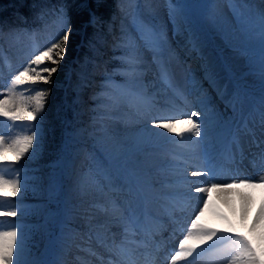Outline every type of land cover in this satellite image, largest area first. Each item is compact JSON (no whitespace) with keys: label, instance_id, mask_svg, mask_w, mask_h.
<instances>
[{"label":"rangeland","instance_id":"374dc122","mask_svg":"<svg viewBox=\"0 0 264 264\" xmlns=\"http://www.w3.org/2000/svg\"><path fill=\"white\" fill-rule=\"evenodd\" d=\"M74 1L76 2L77 0ZM87 1L89 0H82L81 5L83 4L89 8ZM116 1H119L122 5L124 4L127 7L129 5H133L135 8L133 9L134 14L130 19L124 17L122 21L121 14L125 12V9L122 8L120 11H118V15H116L114 31L117 32L119 29V32L117 34L116 44L114 45L113 43L111 46V53H115V57L120 56L122 53V50L117 47V44L123 35L130 34L134 37L138 35L134 28L133 18L139 16V18L144 22L152 23L161 31L166 33L167 40L177 34L181 26L187 27L191 37L194 35L196 36L197 34L202 42L205 41L207 37L210 38L211 36H213L219 43L224 42L225 37L229 39L231 38V41H237L239 44L236 49H243V53L239 55V59L243 64H245L243 66L246 68V70L253 72V74L255 73L254 75L260 76V73L264 74V70H262L260 66L263 65L262 63H264V58L260 57L261 50L264 54V47L261 49L262 41L259 29V17L261 12L264 11V0H245V3L249 6L247 13L251 22L249 31L245 33H240L236 30L237 21L227 0H216V10L220 17L219 22L213 18H210L207 13V9L204 7L209 2V0H171L172 4H178L180 6L182 15L180 16L179 20L170 16V7L169 9H161L162 7L160 0ZM165 2H168V6H170V0H165ZM218 6L223 10H218ZM228 9H230V11H228ZM88 10L90 13V19L95 18L94 26H99L104 20L94 14L90 9ZM24 16L31 17V14H24ZM104 24V28L108 29L109 24ZM44 25H46V23H44ZM49 25L51 26L52 23H48L47 26ZM15 27L16 26H11L8 28V34L12 33L14 30H21L14 29ZM72 28H70V30H72ZM199 30H201L203 33H200ZM82 34L83 30L81 35ZM101 34L102 36H98V39L96 40L97 43L95 44L99 45L102 40H104L106 32H102ZM3 40L5 41V44L10 46L13 45L15 38L12 36H7V38ZM14 47L15 45L10 49L9 47L8 49L4 48L3 52L0 49V73H7L6 79H10V77L14 75L13 71L10 72V66L4 68L1 65L11 62L10 54L13 53V50H16ZM46 47L48 46L41 47L40 50H43ZM225 47L227 46L225 45ZM169 48L170 46L168 45V50ZM82 51V47L75 46L73 56H69V50L66 48V55L59 65V70L55 73L59 74V72L63 71V80L56 82V78H54L55 74H53L49 84L24 86L23 95L25 97L34 96L35 90L37 89H47L48 94L46 95L45 109L41 113L43 119L38 126L42 131V139L39 142V146L35 147L34 155L30 153L28 156L23 158L20 163L16 165V167H14L18 169L17 166H19L21 169H19L22 178L21 191L16 197H12L13 200H0L2 208L7 209L10 204H15L17 216H23L18 218L6 217V220L10 221L0 220V229L10 228L13 223L17 226L18 242H22L23 245V252L18 257L20 264H40V260H42L44 256L45 258L43 260V264L45 260L48 262L50 261V264H55L57 260L55 253L57 252L60 257L66 256L73 261V263L67 262L64 264H78L75 263V260L77 256H81V253L76 246L71 244L81 245V241L87 240L88 233L86 230H81L73 226V220L71 218L72 216L69 215V213H72V210L71 207V211H69V208L65 210L64 206L67 204L65 199L72 203L73 200L81 202L86 199V201H89V198L97 200L95 197L100 196L95 192L97 186H90L87 191H79L77 189V180L82 175V173H84L85 165L91 162L92 158L91 160L87 158L83 161H79L77 165L74 164L73 168L69 172L72 173V175L69 178L68 183L66 178L65 184L62 188L57 186L59 184L58 180L61 175L60 171H62L65 165L64 159L68 158V164H70L72 160V140L81 143L82 141L85 142L86 140H89V143L92 141L95 142L94 145L97 147L96 153L99 158L102 156L111 157V159L113 157L119 158V156L124 152L125 143H122V140L120 141L118 136V132L120 131L113 127L114 123H112V119L107 117L113 115V100L110 97H118V88L123 87L125 84L119 83L116 79L112 78L116 76L120 78L122 82L126 81V78L119 74L123 65L118 59H116V63L113 66L110 65L113 64L109 62L108 59L112 56L110 50H108V54H105L103 60L95 59L96 61L94 60L95 56H93L95 55V49H89L83 53ZM6 52H9V54ZM227 52H233L232 48H229ZM145 56L148 58L150 57V54L145 53ZM245 58L249 60L246 61ZM79 59L81 61L79 69L82 71L77 70L76 67L73 66L80 63ZM94 61L96 62L97 68L92 73H96V75L92 74L93 76H91V65H95ZM255 61L259 62L260 65H255ZM248 62H251L252 65H248ZM26 64L21 65L20 68H17L16 72L21 70ZM17 65L20 64H14V67H17ZM85 67L89 68L86 70ZM263 76L264 75H261L260 77ZM109 77H111L113 81L110 87L105 85V81ZM256 81H258V78L253 80L252 83ZM98 88L101 89L97 90ZM17 91L19 92L21 89H18ZM60 92L65 95L70 94L72 97L71 103L68 104L66 99L64 100L65 104L63 101L57 102L56 98ZM4 94H6V92ZM105 94L108 95L109 98L106 97ZM92 102H99V105H94ZM103 104H105L104 108L102 107ZM65 112L66 116L70 112L69 120H67L66 116L64 117ZM11 123V121H6L4 118H0V131L4 132V136L7 140L11 141L17 135L30 134V131L26 125H21L19 122H17L16 126L9 127ZM31 123L36 124L37 122L33 121ZM105 128L107 129V133L111 136V139H109V135H106L104 131ZM73 135L80 136L73 137ZM9 155L10 153L7 154V157H10ZM146 155V153H143L142 157H147ZM97 156L93 158L96 159ZM48 160H52L54 163L49 164L47 162ZM137 165H139V168H145L143 165L141 166L138 161L134 163L132 167L135 168ZM78 166L79 168L76 169ZM22 169L24 171H22ZM65 172L63 173V176ZM98 172L103 175L105 170L100 169ZM69 173L68 175H70ZM97 179L99 178L97 177ZM48 193L49 195H47ZM51 195H54L52 197L55 199V202L52 204V206L47 202V198L45 197ZM223 198L226 199L223 202V207H221L226 214L216 216L214 218L210 217L211 223L216 227H218L222 222H225L227 227L236 226L240 223L244 225V221H251L254 217H256L258 210L261 208V206H258L254 208L253 211L251 210L253 216L251 212L248 211L243 213L239 210L241 214L234 213L231 211V207L227 205L229 196H223ZM75 209L76 211L74 212L80 213L84 216V218L94 215L92 212L89 213V210H93V207H87V205H81V208L77 206ZM28 214H34V221L29 217ZM78 218L81 217L79 216L75 218L77 220L76 223L81 222V220ZM227 219L235 220L228 221ZM85 222L89 224L91 223V220L87 218ZM63 223H66V225L64 224L62 228L59 227V235L62 236L64 233V235L67 236L66 240L70 242L69 244H65L63 241L61 243L56 240V238L52 239V236H50V233L53 230H56L58 225ZM26 226H28V228ZM63 239H65V237L62 236V240ZM62 249L65 250L62 251Z\"/></svg>","mask_w":264,"mask_h":264},{"label":"snow or ice","instance_id":"6c2138e0","mask_svg":"<svg viewBox=\"0 0 264 264\" xmlns=\"http://www.w3.org/2000/svg\"><path fill=\"white\" fill-rule=\"evenodd\" d=\"M237 21L236 30L240 33L249 31L250 18L247 13L248 5L245 0H227ZM210 18L219 22V13L216 10V0H209L204 6ZM54 14L60 19L63 27L62 37L43 50L36 51L31 56L27 64L14 75L5 90L6 94L0 93V118L11 121L9 127H14L19 122L26 125L30 134L17 135L11 141L7 140L3 134H0V161L7 164H19L20 161L30 153L35 154V147L39 146L42 139L41 128L38 127L43 119L41 113L45 109L47 89L35 90V95L25 97L23 90L25 85L49 84L51 77L59 70L64 56L66 55L67 42L69 40L70 28H68V17L63 7L56 9ZM182 15L180 6L172 4L170 0V16L179 20ZM133 24L137 36L125 34L121 37L117 47L122 50L118 57L123 67L119 74L126 78V83L119 89L118 97H110L113 100V107L119 108L122 104L128 109L134 110L135 114L142 117L147 114L142 108L153 103L155 92L151 91L155 82L147 78V74L155 66L161 83L165 84L175 95L183 98L182 90L175 84L172 73L168 67L166 52L168 51L167 35L152 23H146L136 16L133 18ZM259 29L264 47V11L259 17ZM2 36V33H0ZM189 44L193 50L198 49L199 42L193 36L189 39ZM145 53L150 54V59L146 58ZM51 65V66H46ZM204 79L208 82L209 87L213 88L221 98L227 97L226 109H230L233 115L231 117L222 112H218L211 104L209 96L205 93L203 86L195 78L191 81L194 91L197 92V103L200 105L198 110L190 113H184L181 117L163 116L152 121L153 127L166 129L171 133L175 131L177 123L185 125L181 132L177 133L182 136L184 133H190L197 138L191 142L190 151L195 155L199 147V141L207 135L208 126L224 125L229 127L233 132L232 147L228 149L227 160L233 162L237 154L243 155L239 137L235 134L240 130H246L253 136V143L257 147L264 144V139H257L253 129L249 125L259 126L262 136H264V97L258 107L253 108L251 112L244 115L241 109V100L237 94L228 96L227 86L219 83V77L216 71L206 64L204 66ZM113 83L109 77L105 81L106 86ZM21 89V91H17ZM239 113V119H237ZM111 119V117H109ZM36 121V124L31 122ZM106 135L107 129H104ZM109 139L111 136L109 135ZM11 153L13 159L8 160L7 154ZM206 155V154H205ZM260 162L264 164V148L260 150ZM178 167V165L176 166ZM11 170V169H9ZM16 172L15 178L6 176L5 168L0 166V196L4 199L16 197L21 191L22 178L20 170ZM213 167H206L200 170H194L190 173L192 177H202L212 175ZM106 179L109 184L112 183L113 177L104 173L101 175L98 171L89 169L77 180V189L87 191L90 186H99L100 180ZM236 185L246 187L264 188V175L258 180L252 179H235L229 183L212 182L208 185L197 186L194 192L204 194L201 206L196 211L194 218L184 231L183 238L179 241L178 251L171 256V264H177L178 261H189L190 258L200 255L205 246L211 248L213 243L218 240H228L229 243L223 249L213 252V256L227 255L229 258L227 264H264V201L261 202V208L258 210L256 217L253 218L250 226V235L233 232L231 236L227 235L231 230L225 229L218 231L209 228L200 223L204 211L208 208L211 200V193L214 191H227ZM121 190H127L130 196H136L138 193L131 186H120ZM115 190V189H114ZM129 223H135L137 227H145L143 221L136 214L135 210L129 209ZM0 216L16 217L17 210L15 204H10L7 209L0 208ZM127 231V227L125 228ZM211 242V243H210ZM23 252L22 242H18L17 226L13 223L10 228L0 229V264H20L18 257Z\"/></svg>","mask_w":264,"mask_h":264},{"label":"bare ground","instance_id":"6f19581e","mask_svg":"<svg viewBox=\"0 0 264 264\" xmlns=\"http://www.w3.org/2000/svg\"><path fill=\"white\" fill-rule=\"evenodd\" d=\"M181 38H187V33H179L178 35L172 36L170 39H168L169 41L168 40L167 41L170 48L175 44H177L179 39ZM187 43L189 44V42ZM202 43L203 45H205V47L201 48V46L199 45L198 47L199 59L196 57V53H191L192 54L191 60L193 62L202 61L200 63L201 66L203 67L206 64H210L212 68L216 66L217 70L215 71L218 74L219 83L221 84L224 85L229 84L231 83L233 78H236L237 80L235 81L234 85L241 87L243 91H245L244 94L246 96L247 102L244 103V109L246 110V112L247 111L251 112L253 108L258 107L261 101V97H264V76L260 77L262 74H260L259 76V75H254L255 73L251 74L246 71V68L243 66L244 64H242V62L239 59V55L243 53L242 52L243 49H239V50L236 49L237 46H239L237 41L233 42L231 41V38L229 39L225 37L224 42L219 43L215 40L213 36H211L210 38L207 37L205 41H203ZM225 45L227 47H225ZM229 48H232L233 52L228 53L227 50ZM261 49H263V47ZM260 53H261L260 57L264 58V54L262 50ZM169 57L172 60L176 59V55L172 52L169 54ZM148 58L150 59L151 57ZM245 60L248 61L249 59L245 58ZM262 64L263 65H260L259 62L255 61V65H260L261 69L264 70V63ZM248 65H252V63L248 62ZM154 69L155 66H153L151 71H149V73L147 74V78L150 80L152 79L155 82L154 87L151 89V91L157 94L154 98V101L163 103V100L165 99L164 94L168 92L170 89L165 84L161 83L158 73ZM184 69L174 70L175 72L173 73L172 76L176 82L180 83L183 80L184 81L183 83L185 85L193 86L191 83L193 78L199 81V83L201 82V80H205L204 77L199 79L195 74H192L187 67L184 66ZM257 78L258 81L252 83V81ZM2 85L3 84L0 83V86ZM205 87L206 89L211 90V87H209L207 81ZM229 91L230 92L228 93V96H231L235 92V87L233 86ZM0 93H5V91L3 89H0ZM216 103L217 101L212 103V105H215ZM112 110H113L112 111L113 115H110V117L112 119V123H114L113 127L118 129V131H120L118 132L119 134L118 136L120 138L119 140L120 141L122 140V143H125V147H124V152L119 156V158L113 157L111 159V157H104V156L101 157L102 160L107 165V171L109 173L113 172L121 175L123 173V175L127 174L130 177L133 176V178L137 182H141V183L144 182L145 180L156 182L158 183L157 187L159 189L165 187L163 180L169 178L171 175L170 168L172 167L169 166L168 160L171 159L172 157L170 154L163 152L155 143H162L163 145H166L167 143L170 144L171 141H167V139L170 137L169 132H167V130L163 128L153 127L152 124L148 122L151 121L149 119H145L144 121L137 120V118L134 117L133 115V110L128 109L123 104L119 108L113 107ZM148 113H150L149 108L147 110V115ZM107 117L109 118V116ZM203 142H205V140ZM143 153H146L147 157H142ZM10 156L13 159L12 154H10ZM137 161L141 166L143 165L145 168H139V165L133 168L132 167L133 164L136 163ZM7 165L9 167H13V164H7ZM120 169H122V173ZM189 171L191 172V170ZM183 174H185V171ZM187 175H190V173H187ZM121 184L122 181L118 180V178H113L111 184H109L108 180L103 179V182L99 184V186H97L95 190V192L98 193L101 198L98 196L95 197V199L97 200H93L92 198H89L87 207L88 206L93 207L94 209V215L89 216V218L92 219L93 222L92 229L96 230V232L97 230H101L102 233L103 231H106L108 233L106 235L108 236H110L109 234L117 235L120 236V238L122 234L127 233L125 229L120 227H125V225L127 224V221L124 219V216L126 214L127 215L129 214V210L126 211L122 210L123 203L121 202V200L118 198L114 199L113 194L114 192H116L114 188L111 189L112 191L108 193L109 186L114 185L120 187ZM214 192L218 194L216 195L217 197L225 196L229 194L227 205L231 207L232 212L238 214H241L240 212L245 213L247 211L251 212L252 214L253 209L258 206L260 207L261 202L264 201V188H260V187L252 188V187H246L244 185H236L232 189H229L227 191H214ZM212 199L213 197L211 196V200ZM219 199H221V206L223 207L224 205L223 202L226 198L220 197ZM76 203L78 207H81L80 205H86V199ZM71 205L73 206V202L71 203ZM213 207H216V209L212 210L211 218H214L216 216H221L222 210L220 208V205H218V203L216 202H212V208ZM208 209H210V202L206 210ZM216 211H218L220 214L218 215ZM80 219H84V218L81 216ZM203 221L204 223L208 222L207 219H204ZM252 222L253 219L248 223V225L245 226L240 223L237 227L239 229L240 228L245 229V227L250 228ZM229 229L231 230L230 232H232V228ZM115 231H117L116 234ZM95 235H93L88 240L84 241L85 245L91 246V248L89 249L85 247L83 249L84 255L76 259L78 263L80 264L107 263L104 259H100L102 258V255L99 254L98 257V254H96L101 250L102 253L107 252V250L103 248L104 246L102 243L103 240ZM179 262L182 261H178L177 264Z\"/></svg>","mask_w":264,"mask_h":264},{"label":"trees","instance_id":"16d2710c","mask_svg":"<svg viewBox=\"0 0 264 264\" xmlns=\"http://www.w3.org/2000/svg\"><path fill=\"white\" fill-rule=\"evenodd\" d=\"M82 0H0V28L5 27L12 23H20L26 26H36L43 23L45 17H57L54 12L56 9L63 7L67 13L68 22L73 27V33L67 42V50L69 56H73L75 46L80 43V31L85 34V47L90 42L97 43L98 36H102V32L107 29L104 25L96 28L93 26H85L90 20V9L94 14L99 16L107 23L114 10L116 0H89L85 5H81ZM87 9V11H86ZM24 14L31 17H25ZM82 29V30H81ZM84 48V47H83ZM77 70L78 66L74 65ZM87 70V67H85ZM56 82L63 80V71L55 74ZM55 82V83H56ZM63 94L60 92L57 96V102L62 101Z\"/></svg>","mask_w":264,"mask_h":264}]
</instances>
